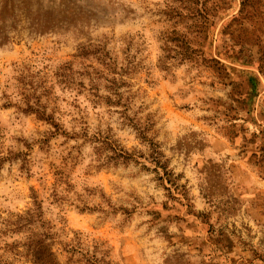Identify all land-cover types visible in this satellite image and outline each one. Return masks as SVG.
Instances as JSON below:
<instances>
[{
	"label": "rangeland",
	"instance_id": "1",
	"mask_svg": "<svg viewBox=\"0 0 264 264\" xmlns=\"http://www.w3.org/2000/svg\"><path fill=\"white\" fill-rule=\"evenodd\" d=\"M53 1L0 46V264H264V0Z\"/></svg>",
	"mask_w": 264,
	"mask_h": 264
},
{
	"label": "trees",
	"instance_id": "2",
	"mask_svg": "<svg viewBox=\"0 0 264 264\" xmlns=\"http://www.w3.org/2000/svg\"><path fill=\"white\" fill-rule=\"evenodd\" d=\"M53 0H0V46L11 42V34L19 36L43 35L49 32L68 31L72 22L85 17L82 11L66 7L56 9ZM59 12V14L55 13ZM57 14V15H56ZM88 23L98 22L96 17H88ZM19 218L18 221H22ZM47 235L33 236L27 245L33 264H59L55 253L46 243ZM90 264H96L92 257ZM102 264H114L102 261Z\"/></svg>",
	"mask_w": 264,
	"mask_h": 264
}]
</instances>
